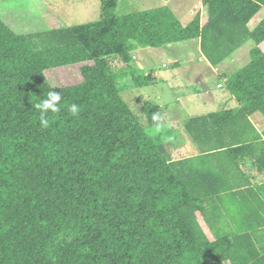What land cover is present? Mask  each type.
<instances>
[{
    "label": "trees",
    "instance_id": "obj_1",
    "mask_svg": "<svg viewBox=\"0 0 264 264\" xmlns=\"http://www.w3.org/2000/svg\"><path fill=\"white\" fill-rule=\"evenodd\" d=\"M118 1L101 0L98 21L36 33L18 34L0 18V264H224L247 249L209 230L216 197L231 191L221 168L264 152L250 121L264 115V19L248 27L264 0H202L205 24L200 13L183 24L168 6L119 15ZM195 39L213 66L253 47L226 78L240 108L185 123L191 155L174 132L157 134L160 105L144 104L143 123L122 90L152 83L131 66L133 51ZM111 57L125 70L114 72ZM82 63L90 64L78 84L53 87L46 77ZM50 90L61 91V110L45 128L32 105Z\"/></svg>",
    "mask_w": 264,
    "mask_h": 264
},
{
    "label": "crops",
    "instance_id": "obj_2",
    "mask_svg": "<svg viewBox=\"0 0 264 264\" xmlns=\"http://www.w3.org/2000/svg\"><path fill=\"white\" fill-rule=\"evenodd\" d=\"M172 1L158 0L153 3L158 5H153L148 9L168 6L172 10ZM199 2L200 5H196L199 9L197 14H201L200 7L205 9L202 0ZM139 3L144 4L143 1ZM172 11L182 21L185 12L189 14L190 10ZM177 11H180L181 14ZM52 14L50 13V16ZM263 14L264 8L248 24L250 30H253L264 19ZM50 16L45 20L46 23L58 25L62 23L57 16ZM193 19L191 18L183 24H188ZM206 21L205 9L202 24H205ZM58 25L50 29L58 28ZM249 44L251 42L247 45ZM261 47L264 51V43ZM243 48L218 66L211 65L205 58L201 52L200 40L197 39L171 44L164 48H140L133 51L136 55H133L132 62L135 63L134 66L137 70L146 75H152L154 78H160V81L166 84H172L169 86L175 93V101L160 106L169 120L167 128L174 132L175 137L178 138L176 140L181 144L177 145L179 151L181 149V154L189 152L193 155L197 153L189 135L184 130L185 123L189 119L240 108L239 102L226 87V78L250 62L251 49L248 54V49L245 51ZM174 49H181L186 54L179 55ZM160 64L161 69H158L157 66ZM237 64L240 65L237 66ZM162 70L166 72L162 73ZM250 121L261 135L259 141L264 143V115L258 111L250 116ZM226 141L237 140L228 138ZM249 141L254 140L252 138ZM189 144L191 145L190 151L184 149L185 145ZM234 157H237L235 166H230L225 170L221 168L227 177V187L231 185V191L227 194L226 200L219 196L216 197L217 209L211 211L210 236L212 239L231 240L236 247L247 246V249L233 254V258L226 260L224 264H264V152L246 151L242 155Z\"/></svg>",
    "mask_w": 264,
    "mask_h": 264
},
{
    "label": "rangeland",
    "instance_id": "obj_3",
    "mask_svg": "<svg viewBox=\"0 0 264 264\" xmlns=\"http://www.w3.org/2000/svg\"><path fill=\"white\" fill-rule=\"evenodd\" d=\"M140 1H143L144 4L146 3V6L144 4H140ZM199 1L200 0H173L171 7L172 10H190L189 14H187L188 12H185L184 20L181 21L182 23H186L187 21H189V19L194 18V16H196L197 10H199L197 9L198 7H196V5H200ZM154 2H158V0H119L118 6L116 8V13H118L119 15H124L131 11L145 10L157 4H153ZM47 10L49 13L47 12ZM200 10L201 17L203 19V17H205V9L203 7H200ZM177 12L181 14L180 11ZM50 13H53L52 16H57L62 23H60L59 25L54 23H46L45 20L50 16ZM100 17L101 0H0V18L18 34L42 32L49 30L53 26L57 25L58 28H65L67 26L86 24L98 21ZM247 44L245 45L243 50L246 51L248 49L249 54V50L253 46V42H251V44L249 45ZM174 51L178 52L179 55L186 54L181 49H174ZM131 54L132 56L136 55L134 52H132ZM110 62L112 70L114 72L121 73L126 68V64H124L123 62H121V60L117 58L111 57ZM87 64L90 63H82L77 65L55 68L47 70L45 74L49 83L53 87H64L74 85L82 81L83 78L81 75V67ZM132 65L134 66L135 63L132 62L131 66ZM239 65L240 64H237V66ZM157 67L158 69H161V64ZM164 72L166 71L162 70V73ZM145 76L148 77L149 75L147 74ZM117 79L118 84L119 82H121L122 86L129 85V83L131 85L132 82V78H129L128 75H118ZM144 80L145 79L143 76L139 78L140 82H145L146 80ZM150 80L152 81V83L149 84L148 81V85H144L141 88L128 87L125 90H122L123 99L128 104H130L134 113L138 116V118L140 117V119H142L141 121L143 123H146V121L142 109L147 101H150L155 105L162 106L164 104H170L176 99L174 96V91L169 86L170 83L166 84L165 82L160 81V78L158 79L154 77ZM171 106L173 105L171 104ZM159 116L162 126L156 129L161 130V132L157 134L167 137V133L172 131L167 128L169 126V120L166 117V114L164 113L163 109L161 110ZM170 140L175 141L174 138ZM176 144L181 145L180 143H178V141H176ZM190 146V144L185 145L184 149L190 151Z\"/></svg>",
    "mask_w": 264,
    "mask_h": 264
},
{
    "label": "clouds",
    "instance_id": "obj_4",
    "mask_svg": "<svg viewBox=\"0 0 264 264\" xmlns=\"http://www.w3.org/2000/svg\"><path fill=\"white\" fill-rule=\"evenodd\" d=\"M62 99V93L50 90L47 93V97L45 99L40 100L39 102L32 105L36 110L39 111V122L42 127L49 126L48 113H58L60 112V101ZM68 111L72 116H76L79 111V105L73 103L68 106ZM152 121L158 122L160 120V116L158 113H153L151 117Z\"/></svg>",
    "mask_w": 264,
    "mask_h": 264
}]
</instances>
